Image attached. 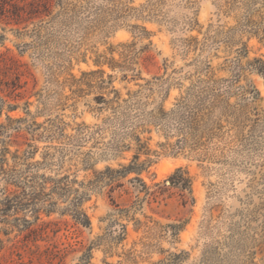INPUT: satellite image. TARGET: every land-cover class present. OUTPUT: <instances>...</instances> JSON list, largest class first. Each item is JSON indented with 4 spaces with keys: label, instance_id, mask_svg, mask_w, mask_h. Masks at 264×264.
Masks as SVG:
<instances>
[{
    "label": "rangeland",
    "instance_id": "obj_1",
    "mask_svg": "<svg viewBox=\"0 0 264 264\" xmlns=\"http://www.w3.org/2000/svg\"><path fill=\"white\" fill-rule=\"evenodd\" d=\"M263 67L264 0H0V264H264Z\"/></svg>",
    "mask_w": 264,
    "mask_h": 264
},
{
    "label": "trees",
    "instance_id": "obj_2",
    "mask_svg": "<svg viewBox=\"0 0 264 264\" xmlns=\"http://www.w3.org/2000/svg\"><path fill=\"white\" fill-rule=\"evenodd\" d=\"M260 72H264V67L260 69ZM156 80H158V78H156ZM148 85V84H147ZM135 92L133 94V96H130L129 99H131V97H135L137 96V94L139 93ZM114 96L113 98L109 99V100H105L103 97H100V99H98V103H100L101 105L104 106V108L106 109H110L114 114L120 113V110L124 109L126 106H128L129 103V99L127 100H121L118 92L113 91ZM189 96V95H187ZM187 96L184 98H181L178 102L177 105H181V104H188V99ZM197 105H199L197 108L201 109L203 106L204 107V103L205 101H208V105L207 107H213L216 99L218 98L217 95H215L214 93H212L211 90L206 91V89H202V91H199L197 94ZM196 108V109H197ZM197 113H194L193 116H196ZM195 118L192 117V121H194ZM134 139L137 142V145L139 148H142L141 144H140V139L136 136H134ZM139 150V149H138ZM5 152V149L2 151V153ZM136 159V157L134 158ZM143 167V164H142ZM142 170L141 166L138 165H134L131 164L128 167H125L122 169V171H112L110 169H107V173H109L110 176H108V180L110 182L114 181L115 177L112 175L118 174V175H126L129 172H136L139 173ZM184 181V180H182ZM47 179L43 178L42 183L38 186L35 187L32 183V185H29L30 181L26 180L24 182V187L21 188V191L19 193L15 192H6V190L4 191V197L0 200V212L3 214H7L8 212H13L14 214H18L19 212H21V210H29L32 211L33 213H37V211H35V206L37 204L38 201H40V197H45L46 194L44 193V190L46 189V184H47ZM185 182V181H184ZM54 185H57L56 183H54ZM28 188L29 192L26 191V189L24 190V188ZM53 189L58 188V186H53ZM73 218L78 221L81 225L83 226H88L89 222L88 219L86 217L85 214L77 211V210H73ZM37 219V217H36ZM122 234H125V227L122 226ZM88 264V261L87 263ZM107 264V263H105Z\"/></svg>",
    "mask_w": 264,
    "mask_h": 264
}]
</instances>
